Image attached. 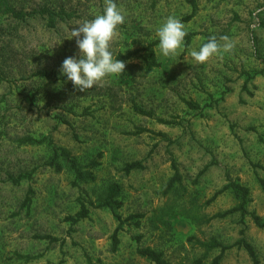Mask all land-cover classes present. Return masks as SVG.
I'll use <instances>...</instances> for the list:
<instances>
[{"label":"rangeland","instance_id":"rangeland-1","mask_svg":"<svg viewBox=\"0 0 264 264\" xmlns=\"http://www.w3.org/2000/svg\"><path fill=\"white\" fill-rule=\"evenodd\" d=\"M194 1L195 12L186 20L188 0H115L125 13L112 41L115 57L157 39L156 29L168 16L194 36L169 57L157 45L159 65L151 72L140 50L125 61L122 74L83 93L70 81L61 83L59 67L77 53L71 28L101 14L106 0H14L25 12L45 6L73 13L54 27L39 14L0 17V264H155L137 254L144 246L162 251L171 264H211L219 249L204 244L212 239L232 245L220 264H253L244 248L233 245L241 230L264 264V228L252 218L264 222L257 179L264 170L251 166L264 167V0ZM212 36L221 45L227 36L233 48L197 63L191 52ZM139 128L149 131L133 134ZM44 136L53 144L23 142ZM53 145L68 150L95 179L74 184L62 157L60 171L48 165ZM92 160L99 165L89 166ZM131 161L143 168L125 174L123 165ZM172 161L182 180L164 194ZM22 174L29 177L12 181ZM228 181L249 188L246 215L207 221L237 205L230 190L209 201ZM112 182L121 185L118 213L133 216L122 225L116 251V217L98 206ZM28 189L33 196L27 208ZM81 201L89 216L71 225L65 217ZM169 206L176 211L162 216ZM40 235L59 240L50 243Z\"/></svg>","mask_w":264,"mask_h":264},{"label":"trees","instance_id":"trees-1","mask_svg":"<svg viewBox=\"0 0 264 264\" xmlns=\"http://www.w3.org/2000/svg\"><path fill=\"white\" fill-rule=\"evenodd\" d=\"M188 2L192 6V11L191 13L186 17V20L189 19L191 16H193L196 8V4L194 0H188ZM44 15L47 19V26L49 27H54L56 24L57 19L58 20H65L68 18H71L73 13L71 12H66V11H54L52 9H49L45 6H43L40 9H34L29 12H25L22 9H19L16 7V4L14 3V0H0V17L1 16H9L12 18H15L17 20H23L28 17H32L35 15ZM123 25V24H122ZM122 25L118 26L121 27ZM194 36L193 32H188L186 36L184 37V46H188ZM209 38V37H208ZM208 38L203 42L206 43ZM158 45V39H155L148 43L146 46L142 47L141 49L137 50H131L123 54H118L117 58L120 60H123L124 62L131 57L135 56L138 51L142 50L146 53L148 57V62L146 63L145 71L146 72H151L155 67L159 65L157 61V56L155 52V47ZM63 78V77H62ZM187 104L191 108H198V105L196 103H192L191 101H187ZM136 112L141 113V114H147L150 115L151 113L146 112L138 107L135 108ZM149 131L148 129L144 128H139L137 129L133 134H139L141 132ZM47 141L49 144H53V141L48 137L44 136L41 138H34V137H26L23 142H29V143H35V144H40ZM98 156H101V153H98ZM59 157H62L64 160L67 161L69 168L74 172V181L73 183L75 184L77 181L78 182H86V181H91L95 179V176L91 171H83L82 167L78 163L77 159L71 155V153L66 150L65 148L62 147H57L53 145V155L51 156L50 160L48 161V165H51L54 167L56 171H60L62 169V164L59 161ZM99 165V161L97 160H92L90 162L91 167ZM251 166L255 169L256 167H260L264 170V167L261 165H258L256 163L251 162ZM171 167L173 169V174L172 176L167 180L164 188H163V193L168 194L171 191H173L178 183L181 182L182 176L178 171V168L175 164L174 161L171 162ZM143 164L141 161H131V162H126L123 165V171L125 174H128L132 170L136 169H142ZM28 178L29 174H22L18 175L16 178H12V181L15 183L20 182L22 178ZM258 183L260 185V188L262 192L264 193V178L258 176ZM230 190L234 197L235 200L237 201V205L232 206L222 212H217L214 215L208 217L206 220H211L212 218L216 217H225L231 214H234L238 212L241 216V220H243L244 216L247 213L246 210V203L248 201V198L250 196V190L247 186L240 184L239 182L236 181H228L226 184H224L220 189L216 190L212 197L209 199V201H212L215 199L218 194H221L225 191ZM121 192V185L118 182H112L110 183L106 190L105 193L99 202L98 206L100 207H105L108 208L112 214L116 217L117 220V225L115 226L112 235H111V250L116 251L120 242L119 239V232L122 229V225L125 220L129 218H133L132 215L127 217L126 219L122 218V216L118 213V209L121 207L122 203L121 200L119 199V194ZM33 196V190L28 189V192L25 195L24 201H23V206H26L27 208L29 207L31 203V199ZM176 211V208L174 206H169L161 211V215H168L172 214ZM89 216V208L88 206L81 201L80 202V208L79 210L74 214V215H68L65 217V220L69 221L71 225H74L78 223L81 220H84L88 218ZM254 223L257 227L259 228H264V222L261 221L259 216L253 215L252 216ZM243 230L240 231V234L242 236L235 241L233 245H236L237 247H242L244 248L248 255L251 258V261L253 264H258V258L256 256V253L252 247V245L245 240L243 237ZM40 238L48 239L50 243L56 242L59 239L54 236L50 235H40ZM61 243H63V240L61 239ZM208 249H219V253L213 257L211 264H220L225 251L232 245H224L221 242L212 239L210 242L204 244ZM136 252L140 257L147 258L150 261L154 262L155 264H171L165 257L162 251H157L150 246H144V247H137ZM62 260H59L57 263L54 264H62ZM88 262H90V259H88Z\"/></svg>","mask_w":264,"mask_h":264},{"label":"clouds","instance_id":"clouds-1","mask_svg":"<svg viewBox=\"0 0 264 264\" xmlns=\"http://www.w3.org/2000/svg\"><path fill=\"white\" fill-rule=\"evenodd\" d=\"M124 22L125 13L115 0H106L101 14L72 27L69 39L75 38L77 53L62 61L59 73L64 80L61 83L70 81L74 90L83 93L106 77L122 74L125 62L115 57L111 48L118 26ZM186 34L182 21L168 16L156 29L159 54L163 57L176 55L184 44ZM221 39L225 41L223 45L217 42L215 36L209 37L198 50L191 52V56L197 63H203L219 54L221 49L230 51L233 43L227 36Z\"/></svg>","mask_w":264,"mask_h":264}]
</instances>
